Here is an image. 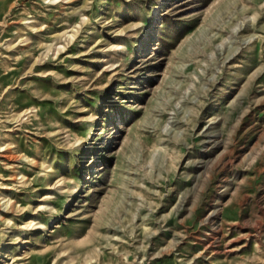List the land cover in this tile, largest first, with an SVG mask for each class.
<instances>
[{"label":"rangeland","instance_id":"374dc122","mask_svg":"<svg viewBox=\"0 0 264 264\" xmlns=\"http://www.w3.org/2000/svg\"><path fill=\"white\" fill-rule=\"evenodd\" d=\"M0 198V264H264V0H0Z\"/></svg>","mask_w":264,"mask_h":264},{"label":"bare ground","instance_id":"6f19581e","mask_svg":"<svg viewBox=\"0 0 264 264\" xmlns=\"http://www.w3.org/2000/svg\"><path fill=\"white\" fill-rule=\"evenodd\" d=\"M45 2H47L48 0H44ZM73 33L68 34V38L71 39L73 37ZM62 46V45H61ZM60 46V47H61ZM58 184V181L55 183ZM50 187V185H47ZM9 208L7 203L3 200V198H0V221L3 222V224H5V228L0 230V240L4 243V245H15L17 243L21 244L22 241L20 238H14L13 234L15 231H17V228L15 227H9L10 225V221L5 219V214L8 212ZM3 251L4 250H0V259L3 256Z\"/></svg>","mask_w":264,"mask_h":264}]
</instances>
